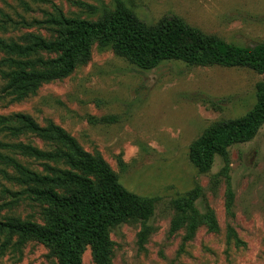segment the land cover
<instances>
[{
    "label": "rangeland",
    "instance_id": "1",
    "mask_svg": "<svg viewBox=\"0 0 264 264\" xmlns=\"http://www.w3.org/2000/svg\"><path fill=\"white\" fill-rule=\"evenodd\" d=\"M126 3L148 25L173 16L228 44L264 43V0ZM113 11V0H0V20H12L0 24V38L19 40L36 33L55 39L54 29L27 25L60 15L97 22ZM91 54L67 79L43 85L24 101L12 97L1 101L0 117L22 114L41 127L62 128L85 151L102 156L127 191L155 200L144 243L140 221L112 230V264H264V125L253 141L231 148L227 160L217 157L208 173L201 174L189 158L192 144L206 130L253 110L264 75L245 68L190 67L182 62L146 71L97 44ZM3 84L0 75V87ZM0 142L55 149L29 133L3 132ZM0 152L32 172L49 175L43 163L19 151L0 147ZM18 178L14 168L0 161V224L16 219L46 226L50 206L31 195ZM197 189L195 207L200 216L212 212L218 230L207 224L194 235L187 225L174 230V203ZM82 261L96 264L91 247ZM0 264H58V260L48 245L0 230Z\"/></svg>",
    "mask_w": 264,
    "mask_h": 264
},
{
    "label": "trees",
    "instance_id": "2",
    "mask_svg": "<svg viewBox=\"0 0 264 264\" xmlns=\"http://www.w3.org/2000/svg\"><path fill=\"white\" fill-rule=\"evenodd\" d=\"M114 11L105 12L99 21L57 18L24 24L27 27L54 29L56 38L47 40L33 33L19 40L0 38V102L9 97L15 102L37 94L45 84L70 77L79 65L91 59L92 47L113 50L141 70L150 71L166 62H182L190 67L245 68L264 75V43L254 47L228 44L188 26L183 20L167 16L156 26L148 25L131 10L126 0H113ZM95 14V8H90ZM12 20H0L6 25ZM44 54H55L47 59ZM11 124H18L13 127ZM264 125V82L257 85V104L240 119L210 127L192 144L189 158L201 174L208 173L217 157L228 159L229 150L253 141ZM29 133L52 143L55 149L41 151L24 144H5L2 149L19 151L43 163L49 175L32 172L14 158L0 152V161L14 168L18 180L31 195L50 206L47 225L40 226L10 219L0 230L35 239L48 245L58 264H83L88 247L96 264H112V230L128 222L143 223L141 243L146 241L148 223L155 214V200L127 191L110 165L100 155L93 156L62 128L39 126L31 117L17 114L0 117V133ZM66 168V169H65ZM200 189L174 203L177 217L173 229L189 226L194 235L201 224L212 231L219 226L215 215L200 216L195 207Z\"/></svg>",
    "mask_w": 264,
    "mask_h": 264
}]
</instances>
